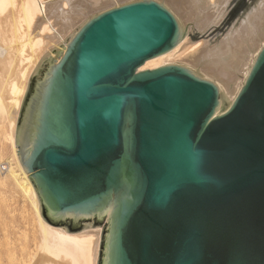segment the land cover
I'll return each instance as SVG.
<instances>
[{
    "label": "water",
    "instance_id": "water-1",
    "mask_svg": "<svg viewBox=\"0 0 264 264\" xmlns=\"http://www.w3.org/2000/svg\"><path fill=\"white\" fill-rule=\"evenodd\" d=\"M155 0L92 17L33 68L15 129L41 216L101 226L96 264H264V44L230 107L180 65Z\"/></svg>",
    "mask_w": 264,
    "mask_h": 264
},
{
    "label": "bare ground",
    "instance_id": "bare-ground-1",
    "mask_svg": "<svg viewBox=\"0 0 264 264\" xmlns=\"http://www.w3.org/2000/svg\"><path fill=\"white\" fill-rule=\"evenodd\" d=\"M127 1L0 0V183L19 190L33 208L37 241L31 264H96L101 226L66 232L41 216L35 190L15 148L16 114L26 80L45 54L61 52L92 17ZM160 1L186 32L171 49L145 60L137 71L180 65L197 77L198 72L209 75L218 88L219 105L214 115L223 113L234 101L264 44V0L252 7L237 28L231 27L213 44L206 38L193 40V35L203 36L208 20L216 19L228 0ZM251 50L254 56L241 81L235 83L236 72L226 60H234V65L245 64ZM3 165L5 172L1 171Z\"/></svg>",
    "mask_w": 264,
    "mask_h": 264
},
{
    "label": "rangeland",
    "instance_id": "rangeland-1",
    "mask_svg": "<svg viewBox=\"0 0 264 264\" xmlns=\"http://www.w3.org/2000/svg\"><path fill=\"white\" fill-rule=\"evenodd\" d=\"M155 1L160 2V4L164 6L162 1ZM258 2L259 0H228L223 6L224 9L221 14L216 19L210 18L208 20L204 35L198 36L196 34V37L194 34L193 40L206 38L211 44L220 41L231 27H238L242 19L245 18L246 14ZM260 42L261 40L258 44ZM254 53L255 51L253 50L249 51L246 55L247 61L242 65H234V60L232 59L226 60L229 64L228 66L236 72L237 79L235 80V83L241 81L243 73L245 72L249 61L254 56ZM198 73L200 74L199 77L208 80L214 79L209 75H204L201 72ZM28 80L29 77L26 80V83H28ZM235 83L233 86H235ZM19 109L16 114V121ZM219 112H222V110ZM4 148L6 152L5 155H7L8 149L5 143ZM33 226H35L34 213L29 200L9 183H0V264H31L30 259L32 258V254L36 252L37 241V233H35Z\"/></svg>",
    "mask_w": 264,
    "mask_h": 264
},
{
    "label": "built area",
    "instance_id": "built-area-1",
    "mask_svg": "<svg viewBox=\"0 0 264 264\" xmlns=\"http://www.w3.org/2000/svg\"><path fill=\"white\" fill-rule=\"evenodd\" d=\"M1 171L2 172H5L6 171V168H5V166L3 165V166H1Z\"/></svg>",
    "mask_w": 264,
    "mask_h": 264
}]
</instances>
